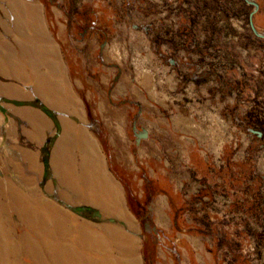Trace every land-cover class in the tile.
<instances>
[{
  "label": "rangeland",
  "instance_id": "374dc122",
  "mask_svg": "<svg viewBox=\"0 0 264 264\" xmlns=\"http://www.w3.org/2000/svg\"><path fill=\"white\" fill-rule=\"evenodd\" d=\"M38 1L77 108L69 113L53 106L36 85H14L0 74V157L16 163L21 151L35 157L38 189L71 218V241L80 236L78 226L112 227L135 242L138 264H264V133L258 140L248 119L251 111L256 118L264 112V39L249 26L254 7L245 0H190L196 1L188 7L195 18L188 23L179 0ZM203 4L209 11L197 10ZM253 23L264 33V7ZM214 56L237 67L213 69ZM6 88L17 92L7 94ZM35 101L43 109L32 106ZM29 112L48 125L37 137L29 135ZM66 125L95 139L129 224L66 197L71 193L52 159ZM171 128L179 131L174 140ZM135 129L151 134L138 147ZM52 137L45 163L41 149ZM79 164L74 158L71 172ZM161 173L179 180L177 196ZM12 176L0 163V178ZM198 176L205 178L199 182ZM23 198L0 203L14 205L18 220ZM96 211L100 218L92 216Z\"/></svg>",
  "mask_w": 264,
  "mask_h": 264
},
{
  "label": "bare ground",
  "instance_id": "6f19581e",
  "mask_svg": "<svg viewBox=\"0 0 264 264\" xmlns=\"http://www.w3.org/2000/svg\"><path fill=\"white\" fill-rule=\"evenodd\" d=\"M35 90L53 106L67 108L53 91V86L40 84L35 86ZM6 92L16 94L17 91L6 88ZM25 118L31 129L29 135L33 137L39 136L47 125L35 113L29 112ZM64 127V135L71 138L76 133L74 130L70 132L73 128L71 125ZM63 148L58 147L53 154V164L57 167L61 183L66 182V185L71 186L77 183L75 177L78 174L72 172L71 175V162L66 160ZM19 155L21 161L18 163L7 156L0 157V163L8 165L13 175L11 178H0V199L25 196L20 202L23 212L18 220L14 205L11 208L0 203V264H138L135 242L117 228L81 225L78 226L80 236L72 242L71 218L44 200L38 189L39 168L35 157L23 151ZM27 173H31L36 182L30 180ZM90 185L93 192L89 200L97 203L92 204L102 207L106 213H116L129 224L128 217L120 209L117 189L105 181L103 185L100 182ZM89 200L84 199L83 202ZM19 223L23 225L22 233L19 231Z\"/></svg>",
  "mask_w": 264,
  "mask_h": 264
},
{
  "label": "crops",
  "instance_id": "0c3cea01",
  "mask_svg": "<svg viewBox=\"0 0 264 264\" xmlns=\"http://www.w3.org/2000/svg\"><path fill=\"white\" fill-rule=\"evenodd\" d=\"M179 1L181 2L182 7L185 8L181 10L180 16H182L183 20L187 21L188 23L191 22L190 20L195 18V15L189 14L188 7L195 5L194 3L196 1ZM198 4L201 5V3ZM257 4L259 6L258 9H262L264 7V0H258ZM203 6L204 9H201L198 5L197 10H202L203 13H205L206 10L209 11V7L205 10V4H203ZM197 17V19L201 18L200 15H197ZM203 30L206 35H209V29ZM216 49L218 48H208V50L214 54L222 53L221 51L214 52ZM209 61L210 64H212L211 67L213 69L218 68L220 70H234L237 67L236 62V64L224 62L221 56H214ZM203 65L204 64H202V66ZM171 66L174 67L173 63ZM202 66L201 64L198 65V67ZM0 74L5 78H11L12 80H15L13 83L14 85L17 84L28 86L41 84L53 86V91L55 94H57L59 100L63 102L65 106H67L69 113L77 108V99L70 89L71 85L68 81L67 69L61 54V49L47 31L45 7L38 0H0ZM201 78L204 77H198V79ZM249 87H251L252 92L255 93L256 89L252 86ZM263 93L264 92L262 90L261 94ZM256 114V111L250 112L248 117V119L250 118L249 121H251L249 127L255 129V131L264 133V112L259 113L257 118ZM47 126L43 129V131L47 128ZM253 129H249V131L251 132ZM43 131H41L39 134H41ZM147 132L149 138L151 134L149 131ZM178 132L179 131L176 129L171 128L168 133L170 138L174 140L176 139V136L179 135ZM76 133L73 134L71 138L62 134L59 141L57 142V147H64L63 153L68 162H72L74 158L80 160L78 170H76L79 180L77 177V183H73L72 185V188H75V191L71 190V186L65 185L71 193H68L66 197L71 199L77 198L78 200L83 197L81 202H83L84 199L89 200L93 192L90 183L96 185L97 182H100L103 185L105 181L109 184H112L117 189L120 198V209L125 213L120 196V189L105 173L104 167L106 160L101 150L96 147L95 139L89 134L84 133L82 130H80L77 134ZM183 134V138L188 141L187 138L189 136H187L185 133ZM257 138L259 140L260 137L257 136ZM136 146L138 147V145ZM133 160L135 161V156L133 157ZM69 171H71V167L69 168ZM163 175L165 176H163V179H165L164 181L172 189V194L177 196L178 194L175 192L179 191V180L172 179L168 176V174ZM218 177L220 178L219 180L221 183L223 182L224 184L226 180L221 176ZM153 178L159 181L161 180L160 177L157 178L155 176ZM203 178H205V176H203ZM203 178L198 176L196 180L200 182L203 180ZM92 202L96 203V201L94 202L92 199L89 200V202L84 203L92 204ZM99 208L103 210L102 207ZM105 214L114 216L116 219L121 220V218L117 216L116 213L105 212Z\"/></svg>",
  "mask_w": 264,
  "mask_h": 264
},
{
  "label": "water",
  "instance_id": "95a60500",
  "mask_svg": "<svg viewBox=\"0 0 264 264\" xmlns=\"http://www.w3.org/2000/svg\"><path fill=\"white\" fill-rule=\"evenodd\" d=\"M245 2L248 4V5H251L254 7V10L253 12L250 14V18H249V26H250V29L252 31V33L257 37V38H260V39H264V33H260L256 28H255V25L253 23V16L255 15V13L257 12L259 6L256 2L254 1H251V0H245ZM44 113H46L49 117H52V113L48 110H43ZM252 133L256 134L258 137H261L262 136V133L259 132V131H255V130H251ZM135 137H136V144L139 145V143L141 142V140L143 139H147L148 138V132L146 130H141V131H136L135 129ZM45 169H47V165L45 166ZM75 211H77L76 213L80 212L81 209L80 208H76ZM92 216L94 218H100L101 215L99 212H93L92 213Z\"/></svg>",
  "mask_w": 264,
  "mask_h": 264
},
{
  "label": "trees",
  "instance_id": "16d2710c",
  "mask_svg": "<svg viewBox=\"0 0 264 264\" xmlns=\"http://www.w3.org/2000/svg\"><path fill=\"white\" fill-rule=\"evenodd\" d=\"M32 106H35L36 108H39V109H43V107L40 105V103L38 101H35L32 103ZM54 138H49L46 140L45 144L43 145L41 151H42V154H43V160L45 163L48 162V156H49V152L50 150L52 149L53 147V144H54ZM74 212H77L75 210H73Z\"/></svg>",
  "mask_w": 264,
  "mask_h": 264
},
{
  "label": "flooded vegetation",
  "instance_id": "af4514ba",
  "mask_svg": "<svg viewBox=\"0 0 264 264\" xmlns=\"http://www.w3.org/2000/svg\"><path fill=\"white\" fill-rule=\"evenodd\" d=\"M136 131H141V130H136ZM134 135H135V132H134Z\"/></svg>",
  "mask_w": 264,
  "mask_h": 264
}]
</instances>
